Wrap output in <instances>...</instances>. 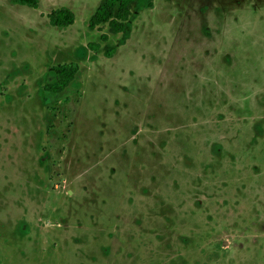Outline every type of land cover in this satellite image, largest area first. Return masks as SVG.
<instances>
[{
	"label": "rangeland",
	"instance_id": "rangeland-1",
	"mask_svg": "<svg viewBox=\"0 0 264 264\" xmlns=\"http://www.w3.org/2000/svg\"><path fill=\"white\" fill-rule=\"evenodd\" d=\"M98 3L0 0V264H264V0Z\"/></svg>",
	"mask_w": 264,
	"mask_h": 264
},
{
	"label": "trees",
	"instance_id": "trees-1",
	"mask_svg": "<svg viewBox=\"0 0 264 264\" xmlns=\"http://www.w3.org/2000/svg\"><path fill=\"white\" fill-rule=\"evenodd\" d=\"M15 3L38 6L39 0H10ZM153 6V0H99L96 10L89 20V26L93 29L104 30L102 39L106 41L109 33L122 34V42L129 36L131 20L134 11L144 7ZM54 24L65 26L74 20V12L67 6H61L51 10L48 14ZM120 39V40H121ZM96 46L100 44L96 43ZM116 46L110 42L104 44V52L112 55ZM55 77L44 83V88L53 93L62 92L76 77L78 68L73 63H61L53 67Z\"/></svg>",
	"mask_w": 264,
	"mask_h": 264
}]
</instances>
